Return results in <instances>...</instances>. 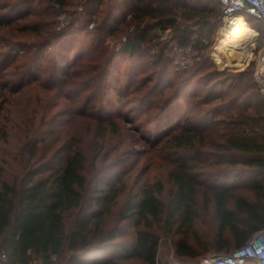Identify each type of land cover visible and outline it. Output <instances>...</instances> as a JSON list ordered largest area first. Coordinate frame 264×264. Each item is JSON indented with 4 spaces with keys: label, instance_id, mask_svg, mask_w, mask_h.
I'll use <instances>...</instances> for the list:
<instances>
[{
    "label": "trees",
    "instance_id": "trees-1",
    "mask_svg": "<svg viewBox=\"0 0 264 264\" xmlns=\"http://www.w3.org/2000/svg\"><path fill=\"white\" fill-rule=\"evenodd\" d=\"M12 1L3 4L0 0V13L7 11L6 17L0 18V45L23 53V60H19L21 65L17 67L18 70L21 68L16 83L20 89L29 77L34 76V84L40 80L35 71L43 67V61L53 46L56 47L51 74L57 80L54 87L59 85L67 89L77 85L76 79L85 75L92 84H96L97 91H101L106 88V80L113 73V67L123 60L136 63L142 60L148 68L154 66L143 77L141 86L153 83L156 73L159 74L158 84L163 81L169 63L167 45L157 39L158 29L172 27L177 46L197 51L200 55L199 52L206 51L212 41L210 29L206 26L215 27L223 16L218 0H83V12L87 18L83 24L76 27L71 24L47 33L45 23L49 26L52 22L50 17L64 9L68 0ZM36 1L39 4L34 8L16 11L20 5ZM42 3H46L44 8L39 7ZM212 11L215 13L213 21L207 18V13ZM91 21L97 22L95 30L89 27ZM110 21L114 25L109 24ZM84 30L94 34L91 43L86 44V40L83 43V47L87 45L90 51L80 67L63 68L68 60V48L73 47L78 38L74 35ZM109 36H124L116 51L106 44ZM81 55L83 57L84 54ZM210 66L207 60L200 59L177 70L178 79L169 84L173 89L165 95L162 103L158 116L161 135L157 143L173 152L174 165L169 168L168 174L177 185V190L172 191V198L168 201L161 197L165 190L161 180L141 181L125 192L121 176L115 177L113 173L103 171L102 177L87 176V155L78 138H73L76 142L66 148H54L55 140H52L51 148H45L41 155L39 147L45 138H40V135L46 132L38 128L29 129L23 143L26 155L21 168L14 171L13 176H0V249L7 253L2 264H117L112 258L103 261L94 258L97 252L113 247L125 248L121 257L118 256L122 260L171 264L169 259H161L159 255L161 235L157 228L164 214L172 219L176 213L192 209L196 174L200 173L196 172L198 165H218L219 161H224L226 154L236 152L246 155L245 161L251 168L257 167V177L264 174V95L261 90H258L263 95L259 106L254 104L252 107V98L247 94L248 103L243 108L245 113L230 112L244 93L256 87V81L251 80L254 69L228 75L216 68L207 70L202 76L206 79L199 81L198 85H207L208 80L215 81L209 88V94L198 99L196 92L186 96L184 90L190 92L197 83L192 82L194 78ZM10 75L16 77L17 73L13 71ZM222 76L232 80L228 83L229 88L219 91L216 95L219 102L209 109L208 114L196 116V107L214 102L213 94L217 86L226 84ZM0 77L3 80V76ZM86 79L79 85L85 84ZM49 84L52 85L51 82ZM2 86L0 82V88ZM141 86L117 96L123 99L134 93L125 100L126 104L145 103L150 99V91L144 94ZM178 106L180 109L177 112ZM209 114L217 116L219 122L216 118L207 119ZM224 115H227L226 118ZM167 117L169 121L162 130L159 125ZM220 120L226 121V125ZM105 123L115 130V119ZM100 124L102 127L103 124ZM213 131L218 135L215 138H212ZM7 135V130L0 124V140L6 139ZM51 150L52 154L47 155ZM213 186L209 189L210 199L206 196V200L207 203L212 200L214 204L212 222L217 226L215 244L217 249L226 250L223 253H230L244 244L252 233L264 228V180L256 178L253 181L251 198L243 194L232 196L230 192L233 190L221 184L214 183ZM121 195H125V200L117 209ZM230 199H233L232 205L229 204ZM114 217L116 223L108 226V220ZM125 224L134 228V237L129 243L116 240L124 233ZM185 255H189L188 260L196 261L201 253L182 240L178 243L176 256ZM197 261L195 264H199L200 259Z\"/></svg>",
    "mask_w": 264,
    "mask_h": 264
},
{
    "label": "rangeland",
    "instance_id": "rangeland-1",
    "mask_svg": "<svg viewBox=\"0 0 264 264\" xmlns=\"http://www.w3.org/2000/svg\"><path fill=\"white\" fill-rule=\"evenodd\" d=\"M6 2L13 1L2 0L3 4ZM36 3L37 1L20 5L16 11L24 12L31 7L34 8L39 4ZM44 4L46 3H42L39 7L44 8ZM5 12L7 11L0 13L1 19L6 17ZM207 15L209 20H215L214 11L207 13ZM244 16L250 29L252 28L253 37L250 39V55L242 61L243 63H240L239 67H231L226 62L221 63L217 60V49L221 46L222 39L231 27L228 28L222 19L215 24V27L206 26V28L210 29L212 41L206 51L199 52L200 55H198L197 51L191 52L189 48L186 49L187 53L179 50L181 47H178L175 42V31L172 27L166 30L158 29L157 39L167 45L168 51H166V54L169 63L165 68L163 81L157 84L156 81L159 79V74L156 73L153 83L146 86H141L142 79L145 78L144 76L147 72L153 70L154 66L148 68L143 65L142 60L140 63L123 60L117 62L116 67H113V73L106 80L107 86L101 91H97L96 84H92V81L88 77L86 79L85 75H82V79H76L77 85L73 84L67 89L59 85L54 87L57 80L52 78L51 74L53 50L56 47L53 46L49 49L51 53L43 61V67H38L35 71L36 74L34 73L40 76V80H37V83L34 84V76L29 77L27 82L25 81L22 85L24 87L20 89L16 86V83L19 78L18 71L21 68L18 70L17 67L21 65L19 60H23V53H17L13 47H8L4 44L0 45V76H3V80L0 79V82L3 83L2 88H0V124H3L8 132L7 138L0 140V176H13V172L21 168L22 162L25 161L23 157H25L26 152L23 151V143L29 135L28 130L38 128L46 132L45 135L44 132L40 135V138H45L44 143L41 142L39 147L41 155H43L45 148H51L52 140H55L53 143L55 145L54 148L61 146L66 148L76 142V139L73 138H78L80 146L87 155V176L90 178L102 177V171L107 174L113 173L112 175L115 177L121 176L125 192L129 191V189L131 190L136 183L141 181L161 180L165 185V190L161 197L166 201L170 200L173 195L172 191L177 190V185L174 180L170 179L168 174L169 168L174 165L173 152L161 146V143H157L158 136L161 135V130L159 131L158 129V116L160 115L162 103L165 101V95L173 89L169 84L175 83L178 79L177 70L183 69L178 60L187 56L190 59L189 65L200 59L207 60L211 64L210 67L204 68L202 73H199L194 78L192 82L196 81V86H193L190 92L187 90L183 92L186 96L188 93L196 92V99L208 95L210 86L215 82L208 80L209 83L207 85H198L199 81L206 79L202 78V76L207 70L216 68L227 73V75L236 74L248 68L255 70L257 57L264 47V21L252 15L244 14ZM31 18L33 19V17ZM50 18L52 22L49 26L45 23L47 33L53 30H61L71 24L75 27L81 23L83 24L87 20L83 12V0H68V5ZM109 24L114 25L112 21ZM96 25L97 22L91 21L89 27L95 30ZM132 30L133 27L130 32ZM257 30L259 34H257ZM85 31L87 30L82 31L81 34L74 35L78 36V38L74 41L73 47L68 48V60L64 62L63 68H78L86 58L90 49L87 45L84 48L83 43L86 40V44H88L94 34ZM123 38L124 36L119 38L109 36L106 39V44L116 51L121 46ZM83 49L86 51L81 53L84 54L82 57L79 51ZM7 60H9L8 66L6 64ZM130 62L131 65H129ZM13 71L17 73L16 77H11L10 74ZM221 78L227 81L226 84L217 86L216 92L213 94L215 96L213 97L215 98L214 102L209 105L204 104L196 107V116L208 114L209 109L219 102L217 98L219 91L229 88L228 83L232 82V80L230 81V78L227 79L226 76ZM85 79L87 82L79 85ZM251 80L255 82L254 76H251ZM50 82L52 85L49 84ZM216 82L219 81L216 79ZM87 84L91 85L87 86ZM137 86H141L144 94L150 91V99L145 103L139 105L126 104L125 100L130 96H134V93H130L127 97L125 96L124 98L126 99H120L117 96L118 93L131 91ZM258 90L260 91V87L257 83L256 87L249 89L242 95V97L244 96L243 98L241 97L236 101L230 112H234V114L238 112L245 113L243 108L248 103L246 100L247 94L252 98L251 106L253 107L254 104L259 106L262 92L259 93ZM253 95H256V97H253ZM46 101H50V103L45 104ZM179 109L178 106L176 111L178 112ZM226 116L224 115V118ZM214 118L218 119L213 114H209L207 117L210 120ZM111 119L116 120L115 130H112L111 126L105 123ZM168 121L169 117L165 121L163 120L162 125H159V127L165 130L164 128ZM220 121L226 125V121ZM216 122H219V119ZM100 123L103 124L102 127H100ZM224 131L226 132V130ZM213 132L212 138L217 137L216 131ZM51 154L52 150L47 155ZM246 159V155H240V153L235 152L233 155L226 154L224 163L219 161V164L215 166L200 167L201 165L197 164L196 172L200 173L196 174V190L191 197L192 209L180 211L172 219L169 218L167 213L164 214L160 226L157 228L161 235L159 252L161 259H169L171 264H195L198 262L197 259H200L199 264H201V259L204 256L226 252V250L217 249L215 244L214 233L217 226L216 223L212 222L214 204L212 200L207 203L206 196L210 199L209 189L214 187L213 184L215 183L232 189L233 191L230 192L232 196L243 194L251 198L253 196V189H251L253 181L256 178L264 180V174L257 177L255 172L257 167L251 168L246 163ZM232 161H235V163H231ZM124 200L125 195L119 200L117 209ZM232 203L233 199H230L229 204L232 205ZM115 223L116 219L114 217L108 220L107 225L112 226ZM133 231V226L125 224L124 233L120 234L116 240H125L129 243L134 237ZM182 240L196 249V252L201 253L196 258V261L188 260L189 255L176 256L178 243ZM231 243L233 242L231 241ZM124 250L125 248L121 247L109 248L97 252L94 258L101 261L112 258L118 262L117 264H146L138 259L122 260L118 256L121 257Z\"/></svg>",
    "mask_w": 264,
    "mask_h": 264
},
{
    "label": "built area",
    "instance_id": "built-area-1",
    "mask_svg": "<svg viewBox=\"0 0 264 264\" xmlns=\"http://www.w3.org/2000/svg\"><path fill=\"white\" fill-rule=\"evenodd\" d=\"M222 6V20L229 28L235 15H252L264 21V0H218ZM244 13V14H243ZM245 17V16H244ZM249 22V21H248ZM258 40V38H256ZM179 47V46H178ZM177 49V47H176ZM187 53L186 49H179ZM190 59L186 56L178 62L182 68L189 65ZM264 95V47L257 57L256 68L253 72ZM7 258V253L0 249V264ZM264 264V228L252 233V235L237 249L230 253L209 254L201 259V264Z\"/></svg>",
    "mask_w": 264,
    "mask_h": 264
},
{
    "label": "bare ground",
    "instance_id": "bare-ground-1",
    "mask_svg": "<svg viewBox=\"0 0 264 264\" xmlns=\"http://www.w3.org/2000/svg\"><path fill=\"white\" fill-rule=\"evenodd\" d=\"M253 37L246 19L241 15H235L231 27L222 39L221 46L217 49V60L226 62L231 67H239L243 60L250 55V39Z\"/></svg>",
    "mask_w": 264,
    "mask_h": 264
},
{
    "label": "crops",
    "instance_id": "crops-1",
    "mask_svg": "<svg viewBox=\"0 0 264 264\" xmlns=\"http://www.w3.org/2000/svg\"><path fill=\"white\" fill-rule=\"evenodd\" d=\"M244 17V16H243ZM245 18V17H244ZM246 19V18H245ZM247 21V20H246ZM243 63V62H242Z\"/></svg>",
    "mask_w": 264,
    "mask_h": 264
}]
</instances>
